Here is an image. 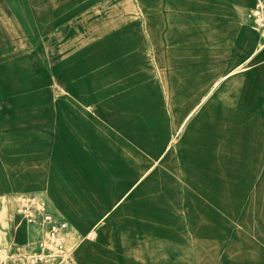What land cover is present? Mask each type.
<instances>
[{
  "label": "rangeland",
  "instance_id": "374dc122",
  "mask_svg": "<svg viewBox=\"0 0 264 264\" xmlns=\"http://www.w3.org/2000/svg\"><path fill=\"white\" fill-rule=\"evenodd\" d=\"M86 1L0 0V39L26 44L0 49L29 53L37 48L31 44L51 39L53 45L39 49L65 53V85L101 90L96 112L118 147L137 148L144 131L152 154L171 137L149 167L133 170L135 184L166 158L154 167L163 185H150L149 192L154 245L191 247L192 261L179 264H264V46L186 119L222 74L264 44L246 4L231 1L234 13L213 28L209 15L199 22L175 13L174 0H166L162 14L148 15L126 14L125 0ZM22 204L33 203L3 201L0 247L27 245L26 221L17 212ZM96 224L69 226L75 264Z\"/></svg>",
  "mask_w": 264,
  "mask_h": 264
},
{
  "label": "crops",
  "instance_id": "0c3cea01",
  "mask_svg": "<svg viewBox=\"0 0 264 264\" xmlns=\"http://www.w3.org/2000/svg\"><path fill=\"white\" fill-rule=\"evenodd\" d=\"M231 1L243 2L247 11L255 4V0H174L175 13H189L195 21H199L200 15H209L206 18L216 28L223 15L234 13ZM136 2L132 6V0L124 1L126 14H162L166 5V0ZM50 40L31 44L37 48L29 53L16 49L5 53L6 49H0V207L6 199L9 203L14 199L19 202L22 196L29 198L37 193V199L58 219L65 220L70 231L96 222L91 244L77 248L78 264H179L186 259L191 262V247L154 245L147 229L151 216L150 185H163L156 178L159 175H154L158 169L154 167L166 158L163 156L152 167L153 174L149 170L133 182V170L149 167L171 137L152 154L144 143L149 140L144 131L137 148L118 147L116 137L105 134L96 112L97 105H101V98L96 95H101V90L91 85H65V53H42L43 49H39L53 45ZM6 42L0 39V46L26 45L17 43L22 42L19 40ZM253 51L217 80L237 66H245ZM260 54L264 56V50ZM7 61L14 64L8 68ZM260 64L264 71V58ZM90 80L91 77L84 78V82ZM215 82L186 119L218 87ZM27 227L25 224L26 242Z\"/></svg>",
  "mask_w": 264,
  "mask_h": 264
},
{
  "label": "built area",
  "instance_id": "2783aa9c",
  "mask_svg": "<svg viewBox=\"0 0 264 264\" xmlns=\"http://www.w3.org/2000/svg\"><path fill=\"white\" fill-rule=\"evenodd\" d=\"M248 16L264 39V0H255ZM37 196V193L29 198L22 196L21 202L31 201L34 205L17 206L28 226L27 245L0 247V264H75L72 257L75 244L65 236L68 223L49 212Z\"/></svg>",
  "mask_w": 264,
  "mask_h": 264
},
{
  "label": "bare ground",
  "instance_id": "6f19581e",
  "mask_svg": "<svg viewBox=\"0 0 264 264\" xmlns=\"http://www.w3.org/2000/svg\"><path fill=\"white\" fill-rule=\"evenodd\" d=\"M256 30H257V28H256ZM258 32H259V31H258ZM259 33H260V32H259ZM260 37H261L262 40H264L263 37L261 36V34H260ZM263 42H264V41H263ZM261 44H262V45H261ZM261 44L258 43V45H257V47L254 49L253 53H252L247 59H250L252 55H254L255 53H257L258 51H260V50L262 49V47L264 46V44H263V43H261ZM240 67H241V65L237 66L234 70L230 71V73H231V74L234 73V71L237 70V69H239ZM226 77H228V74L223 75L219 80H217V81L215 82V85H217V84H219L220 82H222L223 80H225ZM121 198H122V197H121ZM121 198H120V199H121ZM117 202H119V201H117Z\"/></svg>",
  "mask_w": 264,
  "mask_h": 264
}]
</instances>
